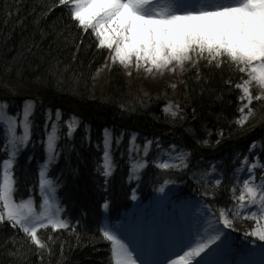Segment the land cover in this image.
<instances>
[{
    "label": "trees",
    "instance_id": "16d2710c",
    "mask_svg": "<svg viewBox=\"0 0 264 264\" xmlns=\"http://www.w3.org/2000/svg\"><path fill=\"white\" fill-rule=\"evenodd\" d=\"M105 51L98 47L91 29L85 33L79 28L69 19L67 10L57 6V0H0V79L18 86L13 94L0 84V100L10 101L11 114H21L26 99L39 102L30 116V146L22 150L13 167L16 198L32 195L37 205L42 203L38 178L39 166L46 159L42 141L46 125L49 131L57 122L61 154L50 167L49 177L60 182L57 195L66 209L63 218L78 221L72 224L75 231H57L51 226L41 229L38 235L47 244L46 249L32 244L22 232L13 235L15 230L10 226L0 228V264H109L110 242L102 238L100 229L106 219L116 222L128 216L136 200L132 199L133 193L145 200L163 182L172 181L179 185L177 193L201 196L209 204L223 207L231 203L233 170L247 168L236 157L249 154L254 142L262 146L260 157H264V104L253 102L250 125L235 123L240 115L237 109L241 92L234 87L237 81L226 62L222 67L205 63L182 76L179 104L184 118L173 122L163 112L165 105L177 97L172 85L161 87L150 98H137L129 93L128 81L114 67L103 97L96 76ZM8 67L10 72L6 71ZM229 79L232 85L226 83ZM258 94L255 88L254 95ZM74 118L79 127L73 137L67 138V122ZM105 129L113 133L116 164L107 185L102 175ZM221 129L223 138L218 136ZM134 134L140 136L139 158L144 157L141 154L146 140L159 141V146L154 142L144 157L148 166L136 182L129 180V158L135 156L131 150L135 147ZM205 139L210 142L201 143ZM4 144L5 138L0 135V145ZM172 144L192 152L190 169L158 168L160 158L170 152ZM257 154L249 159L254 162ZM3 160L4 147H0V175ZM261 161L264 163V159ZM208 162L223 165L220 171L226 176L215 199L201 194L208 185L207 178L197 183L193 175L194 166L204 167ZM240 173L236 175L240 177ZM257 173V179L264 174ZM105 202L109 203L107 210ZM254 226L250 219L238 221L236 230H232L237 243L243 242L245 230Z\"/></svg>",
    "mask_w": 264,
    "mask_h": 264
},
{
    "label": "snow or ice",
    "instance_id": "6c2138e0",
    "mask_svg": "<svg viewBox=\"0 0 264 264\" xmlns=\"http://www.w3.org/2000/svg\"><path fill=\"white\" fill-rule=\"evenodd\" d=\"M57 6L66 9L69 19L85 33L91 29L98 47L114 53L110 56L113 64L118 62L125 69L134 66L137 71L143 68L148 74L154 70L160 73L165 70L175 72L177 68L183 71L186 62L198 65L201 60H206L209 66L222 67L227 58L234 71L247 76V79L242 77L241 82L234 85L241 92V103L237 109L240 115L235 120L241 127L253 115V102L264 104V0H57ZM6 71L10 72L11 68L8 67ZM131 74L127 73L129 76ZM226 83L233 84L231 79ZM3 87L15 94L18 86L5 82ZM253 87L259 90L258 95H253ZM37 103L33 99H26L22 119L18 120L8 111L10 101L0 100V135L5 138V144L0 147L10 151V157L3 160V181L0 183V228L10 226L15 230L13 235L22 232L32 244L46 249L47 244L38 235L41 229L51 226L57 231H75L72 224L78 221L70 222L62 218V214L66 215V209L57 195L61 185L59 180L49 178L50 167L58 162L61 154L57 147L61 136L56 124L51 125V131L46 125L45 140L42 141L46 152V159L38 171L42 205L37 206L33 198L21 197L19 201L16 198L18 188L13 165L22 150L30 146L33 125L29 118ZM163 112L173 122L184 118L183 109L178 103L168 102ZM21 126L22 134L18 135L17 130ZM78 127V120H69L65 136L73 137ZM208 135L210 137L211 133ZM218 136L223 138L222 129L218 131ZM154 142L159 146V141H145L144 157L148 156V148ZM209 142L208 139L201 141L205 144ZM216 143H219V139ZM103 146L102 175L107 185L116 169L112 136L107 129ZM255 147L254 142L249 154L236 157L237 162L242 161L247 168L236 167L233 170V184L229 188L231 203L223 207L204 203L203 215L195 220L187 232L182 233L178 247L164 264H213L210 257L229 239L226 230L235 231L238 221L249 219L255 226L245 230L244 239L249 243H259L264 251V174L257 179V171L264 173V163L260 162L264 157H256V162L249 159L250 155L255 157V153L251 152ZM171 151H177V155H171ZM191 156L190 150L172 144L168 159L157 166L163 170H188ZM144 157L131 164L129 180L133 175L135 179H140L139 171L148 166ZM222 166L215 162H208L204 167L194 166L196 171L193 175L197 183H202L205 178L208 180L202 196L216 198L218 186L226 179L225 173L220 171ZM242 171L245 178L236 175ZM158 190L164 192L165 185ZM132 199H136L135 193ZM103 207L107 210L109 203L105 202ZM100 231L102 238L110 242L109 264H152L141 259L139 246H133L127 236L122 238L108 225H104ZM48 251L50 253L51 250ZM40 255L42 259L43 253ZM261 264H264V260Z\"/></svg>",
    "mask_w": 264,
    "mask_h": 264
},
{
    "label": "rangeland",
    "instance_id": "374dc122",
    "mask_svg": "<svg viewBox=\"0 0 264 264\" xmlns=\"http://www.w3.org/2000/svg\"><path fill=\"white\" fill-rule=\"evenodd\" d=\"M103 49L106 50L104 53L105 59H104V62L102 63V66L100 67L99 73L96 76L97 89L99 90V92L101 94H104L103 97L105 96V92H106V89L108 86V81L110 78L111 69L114 67H117L121 77L124 80L128 81V91L133 96H135L137 98H150L155 93H157V91L161 87H163L165 85H174L173 88H174V91L176 90V92H177V97L175 100H172L171 102L179 104L180 90L182 89V76L194 67H202L205 63L208 64V62L206 60H201L198 65H194L193 62L189 61V62L185 63L183 71H181L179 68H177L175 72H172L171 70H167V72H165L163 75L160 76L156 73L155 70L151 74H148L143 68H141L139 71H137L134 66L125 69L123 66L119 65L118 62L116 64H113L110 56H111V54H114V53H111L110 50L107 48H103ZM225 62L228 66L231 67L230 72H232L235 75V81H237V83L241 82L242 77H243V79H247V76L244 73H240L239 71H234L233 66H231L229 64V62L227 61V58H225ZM105 65H107V67H105ZM128 72L132 73L131 76L127 75ZM5 82H6L5 80L0 79V84L3 85V84H5ZM255 88L256 87H253V89H252L253 95L255 92ZM11 106L12 105H10V107L8 109L10 114H11V112H10ZM11 115L17 117L18 120L22 119V111H21V114L13 113ZM251 118H252V116L249 117L248 121L244 125H250ZM74 119H76V118H74ZM54 124H56L59 128V124L57 122H55ZM17 131H18V135L22 134V126L18 127ZM49 131H51V130H49ZM108 131H109L110 135L112 136V143H113V133L110 130H108ZM58 134H59V132H58ZM138 139H140V136L135 134V141L132 142V144L135 147L132 148L133 146H131V150L135 152V156L134 155L132 156V154H131V158H129V161H130L129 162V171H130L129 175L132 174L131 164L133 163V161H140V158L137 157V155L139 153V146H140L137 143ZM120 140L121 139L119 138L118 142ZM132 141H133V139H132ZM259 146L256 144V147L253 149L254 153L258 152V154L256 155L257 157H260V150L262 147V146L261 147H259ZM151 147H152V145L148 148V151L150 150ZM4 152H5V159H8L10 157V151L4 147ZM168 154H169V152H166L162 155V157L160 158V163L164 162L168 159ZM141 155L144 156V153ZM171 155H173V156L177 155V151H171ZM254 162H256V159L254 160ZM260 162L263 163L261 160H260ZM13 167H14V165H13ZM143 170L144 169H141L139 171V175H141V172ZM176 170H180V169H176ZM13 175H14V171H13ZM240 177L245 178V172L244 171L240 173ZM132 180L135 182L137 181V179H135L134 175H133ZM2 181H3V165H2V169H1L0 183H2ZM162 185H165L164 192L158 191V193H157V195L153 201L150 202L148 199L143 200L137 196L138 198H136L135 202L133 201L134 206L131 210L132 212L128 216H126L125 219H122V221L115 223V224H110V222H109L110 220L106 219L105 225H108L109 227H111L114 231L117 232L118 235H121L122 238L125 237V235L127 237H131V238H129V240L132 241V245L133 246L138 245L140 250H142V247H143V244H142V238H143L142 232H143V230H142V228H143V226L141 225L140 220H141L143 214L149 216L148 217L149 219H148L147 233H146V235H148L153 231L155 223L159 224V228L166 226V225H169L171 223H173V224L177 223V222L174 223L173 218H176V221H178L180 219L176 213V210H175V208L177 206H179L180 212L181 213L184 212V214H185V220L182 219L181 221H179L180 227L184 228L185 232H187L188 229L194 224L195 220L198 217H201L203 215L204 202L197 198L195 200H187V201L185 200L182 202L174 203L170 199L172 198V196L176 195V193L179 189V185L175 184L172 181H168L167 184H165V182H163ZM28 198H33L34 202L36 204V199L34 198V196L31 195ZM42 203H43V201H42ZM42 203H41V205H42ZM168 205H172V207L170 206L169 210L167 209ZM150 209H152V210L150 211ZM135 212H136V217L133 216V213H135ZM149 212L151 213L150 214L151 216L149 215ZM162 214L164 216H163V219L161 220ZM166 214L168 217H165ZM62 218H63V216H62ZM139 225H140V228H139ZM184 229L182 231H184ZM226 233H227V231H226ZM227 236H228V234H227ZM228 237H229V239H227L225 241V243L221 246V249L217 253H215L213 256L210 257V260L213 262V264H226V262L229 261L227 259V255H225V254H226V252L231 250V248H232L231 242L232 241L230 239V236H228ZM140 241H141V243H140ZM253 255H255V257H252ZM240 257H242V259H243L242 262H240V264H261V261L264 260V251H262V249L258 243L250 244L248 247H246V250L244 252H241ZM250 257H252V258H250Z\"/></svg>",
    "mask_w": 264,
    "mask_h": 264
},
{
    "label": "bare ground",
    "instance_id": "6f19581e",
    "mask_svg": "<svg viewBox=\"0 0 264 264\" xmlns=\"http://www.w3.org/2000/svg\"><path fill=\"white\" fill-rule=\"evenodd\" d=\"M165 72H167V70H165L163 73H160V72H157V71H156V73H157L158 75H160V76L163 75Z\"/></svg>",
    "mask_w": 264,
    "mask_h": 264
}]
</instances>
